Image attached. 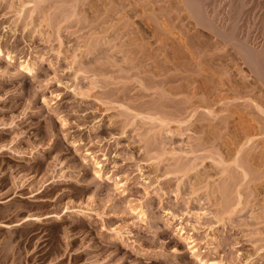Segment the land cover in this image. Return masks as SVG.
<instances>
[{
  "label": "rangeland",
  "instance_id": "1",
  "mask_svg": "<svg viewBox=\"0 0 264 264\" xmlns=\"http://www.w3.org/2000/svg\"><path fill=\"white\" fill-rule=\"evenodd\" d=\"M126 1L0 0V264H264V167L261 182L242 187V207L229 212L218 190L229 163L211 152H228L225 134L238 133L240 113L252 118L227 92L248 69L224 70L234 50L226 47V56L234 52L228 59L209 47L212 54L211 33L195 25L180 0L179 6L176 0ZM170 3L179 7L171 21ZM254 5L264 17V0ZM160 6H168L165 13ZM258 26L261 46L264 25ZM136 31L142 40L133 41ZM209 55L220 56L221 65L227 59L229 68L224 63L218 71ZM221 96L234 113L216 105L208 117L199 108L203 97L216 102ZM218 114L229 124L217 135L209 129L223 125ZM182 116L189 118L180 123ZM261 146L250 152L264 166Z\"/></svg>",
  "mask_w": 264,
  "mask_h": 264
},
{
  "label": "bare ground",
  "instance_id": "2",
  "mask_svg": "<svg viewBox=\"0 0 264 264\" xmlns=\"http://www.w3.org/2000/svg\"><path fill=\"white\" fill-rule=\"evenodd\" d=\"M70 1V0H69ZM103 1H105V0H103ZM115 1V0H114ZM117 1V0H116ZM123 1V0H122ZM128 1V0H127ZM127 1H126V3H127ZM131 1V0H130ZM157 1V0H156ZM158 1H160V0H158ZM177 1V0H176ZM179 1V0H178ZM177 1V4H178V6H179V2ZM181 1V3L183 4V7L184 8H181V6H180V8L182 9V10H186L187 12H188V14L187 15H189V17L191 18V19H193L194 21H195V25L196 26H199V27H201V28H204L205 30L207 29L210 33H211V37H210V39H213V41L211 42V43H209L210 45L208 46L207 44L208 43H204L205 44V47H206V45L208 46L207 48L209 49V47H213L212 49H214V48H216V52H217V50L219 51H221L222 52V50H223V52H224V55L226 56V50L228 49H226V47H230L231 49H232V51L234 50V52H235V54H236V57H234L235 56V54H234V52H232L231 53V51H229L230 52V55H232V54H234V58L232 57V56H230L229 55V53H227V55H229V56H226V58L228 59V57H229V61L232 63H230V64H228V63H226L227 62V59L225 60V62H223V65H221L220 63H222V62H220L219 60V62L217 61V59H220V56H224V55H222L223 54V52H222V54H221V52H218V54L220 53L221 55L220 56H218L219 58H215V57H217V56H215L217 53H215V55H213V56H215V57H213L212 55L210 56V57H213V59L220 65V66H218V67H216V68H219L218 69V71L219 70H222L223 68H225L226 66H227V64L230 66V68L229 69H224L226 72H228V71H232L233 69H235V70H239V72L241 71V69H239L242 65L244 66H246L245 68H247L248 69V71H249V76H243V78L241 79V81H242V83H235L233 80V84L231 83V85L229 86V89H227V92H229L230 93V91L232 92V94H234V96H235V101L237 100V103H238V101H241L242 103V106H244L245 107V109H244V111H246V109H247V113H249L250 115H252V118H251V120H249V119H246L245 117H244V115H242L241 113L239 114V116H238V120H239V123L236 125L237 126V132L238 133H236V131H235V133L236 134H234V132L233 131H231L230 132V130H229V134H225V133H228V131L227 132H225L224 134L226 135L225 137H228V140H226V139H223V136L224 135H220L219 137L224 141V140H226L227 142L226 143H224V144H228V148H227V146H225L224 144V146H225V148H226V150L228 149V152L225 154L224 153V155H225V157H226V159H225V157H224V155H223V150H222V152H221V150L218 152V151H211V152H213V153H215V152H217V154L218 155H222V157H219L218 159H219V161H221V162H223V160H225L224 162H228L229 164H227V166H225V169L223 170V168H222V172L224 171L225 172V174L227 173L228 174V179H226V183H225V186L223 187V189L222 188H219L218 190H219V192H221V195H223V197H224V202H225V204L224 205H226V207L229 209V212H230V208L232 209H234V210H236V207H238V206H241L242 204H244L243 203V196H242V194H241V189H242V187L243 186H246V184H248L247 185V187L249 186V184H251L252 182H254V181H259L260 180V182H261V178L262 177H260V176H262L263 175V173L260 171L259 172V170L262 168V167H264V166H262L263 165V163H262V165H260V164H258V163H260L261 161L259 160V162L257 163L256 161H257V157L256 156H258V155H256L255 156V152L253 153V152H250L251 150H253V151H256L257 149H259L258 148V146H261V145H259L260 143L263 145V146H261V147H263L262 149H263V152H262V154H263V156H264V44L263 45H261V46H259V44L257 43V42H255V40L257 39V34H255V32L254 31H256V30H258V29H256V30H254V28H256L258 25V23H259V26L261 25V26H263L264 24V17H261V16H259L262 20L260 21V18L257 16V13H258V11H259V9H258V11L257 10H255L256 9V7H254L255 5V3L257 2V0H256V2L254 1V0H180ZM78 2V1H77ZM99 2V1H98ZM107 2V1H106ZM144 2V1H143ZM148 2L150 3L151 1L150 0H148ZM172 2H174V1H172ZM253 2H254V4H253ZM262 2V1H261ZM261 2H260V4H259V6L261 5ZM39 3V2H38ZM41 3V2H40ZM122 3V2H121ZM121 3H120V5H121ZM131 3V2H130ZM151 3H153V0H152V2ZM158 3V2H157ZM180 3V4H181ZM105 4V3H104ZM119 4V3H118ZM118 4H117V6H118ZM143 4V3H142ZM172 3H170V7H168V6H165V7H161V8H163V9H165V8H167L168 10H169V13H168V11H167V16L169 17L170 16V14H172L174 11L175 12H177L176 10L179 8V7H173V5H171ZM176 4V3H175ZM75 5V4H74ZM102 5V4H101ZM138 5H140V4H138ZM150 5V4H149ZM152 5V4H151ZM150 5V6H151ZM155 5V4H154ZM166 5V4H165ZM168 5V4H167ZM263 5V4H262ZM92 6V5H91ZM104 6V5H103ZM109 6V5H108ZM111 6H113V4L111 5ZM128 6V5H127ZM137 6V5H136ZM146 6V5H145ZM177 6V5H176ZM259 6L257 7V8H259ZM119 7H121V6H118V8ZM154 7V6H153ZM103 8V7H102ZM124 8V7H123ZM132 8V7H131ZM137 8V7H136ZM141 8V7H140ZM249 8V9H248ZM77 9V8H76ZM107 9V8H106ZM138 9V8H137ZM153 9V8H152ZM158 9V8H157ZM246 9H248L247 11H249V13L247 14V13H245L246 12ZM263 9V8H262ZM134 10V9H133ZM143 10V9H142ZM145 10V9H144ZM160 10H162V9H159V11ZM251 10V11H250ZM264 10V9H263ZM132 11V10H131ZM153 11V10H152ZM163 11V10H162ZM165 11H166V9L163 11L164 13H165ZM257 11V12H256ZM261 11V10H260ZM66 12V11H65ZM119 12V11H118ZM124 12H125V10H124ZM129 12V11H128ZM133 12H135V11H133ZM161 13V11L159 12V13H161V16L162 17H164V15L166 16V14H164V13ZM174 12V13H175ZM256 12V13H255ZM109 13V12H108ZM107 13V14H108ZM116 13V12H115ZM120 13H121V11H120ZM130 13V12H129ZM153 13H156V12H153ZM173 13V14H174ZM178 13H181L182 14V12L181 11H178ZM178 13H176V17L177 18H175L176 20L178 19L179 20V18H178V15H180L181 16V14H178ZM263 13V12H262ZM149 14V13H148ZM164 14V15H163ZM178 14V15H177ZM244 14H246V15H244ZM82 15V14H81ZM97 15V14H96ZM108 15H110V14H108ZM135 15V14H134ZM156 15H159L160 16V14H156ZM156 15H155V17H156ZM185 15V14H184ZM263 15V14H262ZM112 16V15H111ZM130 16V15H129ZM154 16V15H153ZM161 16H160V18H161ZM166 16V17H167ZM172 16V15H171ZM246 16L247 18L246 19H244V17ZM264 16V15H263ZM147 17H148V15H147ZM165 17V20H167V18ZM184 17V16H183ZM185 17H187V16H185ZM184 17V18H185ZM241 17H243V19L246 21L247 20V22L245 23V22H243L242 20H241ZM158 18V17H157ZM170 19H168V20H170L171 21V17H169ZM75 19V18H74ZM126 19V18H125ZM152 19V18H151ZM154 19V18H153ZM164 19V18H163ZM188 18H186V19H184L185 21L187 20ZM191 19H188V20H191ZM101 20H102V18H101ZM121 20H122V18H121ZM129 20V19H128ZM158 20H159V18H158ZM157 20V21H158ZM160 20H162V18L160 19ZM167 20V22H169ZM174 19H172V21H173ZM182 20V19H181ZM130 21V20H129ZM152 21H154V20H152ZM241 21L244 23V25L243 24H241ZM260 21V22H259ZM128 22V21H127ZM155 22V21H154ZM153 22V23H154ZM163 22L165 23L166 21H164L163 20ZM180 22V21H179ZM118 23V22H117ZM126 23V22H125ZM156 23V22H155ZM164 23H162L163 25H164ZM176 23V22H175ZM189 23V22H188ZM261 23V24H260ZM159 24H161V23H159ZM165 24H168V23H165ZM169 24H170V22H169ZM132 25V24H131ZM153 25V24H152ZM156 25V24H155ZM175 25V24H174ZM188 25V24H187ZM241 25H243V26H245V28L243 29L242 27L243 26H241ZM115 26V25H114ZM157 26H158V24H157ZM168 26V25H167ZM184 26V25H183ZM259 26H258V28H259ZM260 26V27H261ZM165 27L166 26H164L163 27V29H164V31H165ZM175 27V26H174ZM186 27V26H185ZM115 28V27H114ZM119 28V27H118ZM126 28V27H125ZM134 28V27H133ZM156 28V27H155ZM110 29V28H109ZM158 29V27L156 28V30ZM162 29V26H160V30ZM173 28H171V30H172ZM175 29H177V28H175ZM264 29V28H263ZM128 30V29H127ZM155 30V31H156ZM160 30H158V32L160 31ZM207 30H206V32H207ZM133 31V30H132ZM154 31V30H153ZM153 32V33H157V31L156 32ZM169 31V30H168ZM167 31V32H168ZM175 32H176V30H174ZM184 31V32H183ZM186 30H183L182 29V33H183V35H184V33H187V35L188 36H190L188 33L189 32H185ZM130 32V31H129ZM137 32V31H136ZM177 32H178V30H177ZM180 32V31H179ZM254 32V33H253ZM257 32V31H256ZM262 32V31H261ZM102 33V32H101ZM127 33V32H126ZM142 33V34H141ZM162 33V32H161ZM159 34V33H157V35L160 37V35H162V34ZM264 33V32H263ZM262 33V34H263ZM135 34H138V32L137 33H135ZM135 34H134V37H133V41L136 39L135 37H137L138 39L137 40H139V37H140V40H142V36H143V32L141 31V32H139V34H138V36L136 35L135 36ZM256 36H255V35ZM133 35V34H132ZM145 35V34H144ZM179 35V34H178ZM181 35V34H180ZM124 36V35H123ZM154 36H156V34H153V40H154V38L156 39V38H158L157 36L156 37H154ZM163 36H164V34H163ZM173 36V35H172ZM186 36V35H185ZM184 36V37H185ZM200 36V35H199ZM126 37V36H125ZM130 37V36H129ZM166 37V36H165ZM165 37H164V39H165ZM174 37V36H173ZM187 37V36H186ZM190 37H192V36H190ZM189 37V38H190ZM195 37V36H194ZM259 37V36H258ZM98 38V37H97ZM135 38V39H134ZM147 38H149V37H147ZM161 38H162V36H161ZM107 39V38H106ZM146 39V38H145ZM144 39V40H145ZM151 39V38H150ZM162 39L161 41H163V42H161V45L164 43V41L165 40H167V39ZM177 39V38H176ZM180 39V38H179ZM183 39V38H182ZM188 39V38H187ZM190 39H192V41L190 40ZM190 39H188V45H189V43H193V37L192 38H190ZM198 39H200V38H198ZM160 40V39H159ZM158 40V41H159ZM171 40V39H170ZM158 41H157V44H158ZM175 41V40H174ZM179 41V40H178ZM203 41H204V39H203ZM257 41V40H256ZM136 42V41H135ZM134 42V43H135ZM138 42V41H137ZM136 42V43H137ZM195 42V41H194ZM197 42V41H196ZM195 42V43H196ZM209 42V41H208ZM130 43V42H129ZM133 43V44H134ZM155 43V42H154ZM194 43V44H195ZM200 43V42H199ZM199 43H197L198 45H195V46H199ZM258 44V46H257V44ZM261 43V42H260ZM132 44V45H133ZM156 44V43H155ZM165 44L167 45V43L165 42ZM174 44V43H173ZM186 44V43H185ZM204 44H202L201 43V45H204ZM161 45H160V41H159V46H158V48H160L161 47ZM164 45V44H163ZM166 45H164V47L166 46ZM182 45V44H181ZM201 45L199 46V48L201 47ZM108 46H109V44H108ZM120 46V45H119ZM137 46V45H136ZM140 46H141V44H140ZM144 46V45H143ZM142 46V47H143ZM183 46H186V45H183ZM192 46V44L190 45V47ZM130 47V46H129ZM141 47V48H142ZM145 48L147 47V46H144ZM152 47V46H151ZM181 47V46H180ZM187 47V46H186ZM189 47V46H188ZM205 47H201L200 48V50H201V52H202V54H201V52L200 51H198L197 50V48L198 47H196V49L195 50H197L198 52H200V54H201V56H204V55H206V54H208L207 52H205L206 54H204V50L206 51L207 50V48H205ZM123 48V47H122ZM122 48H120V49H122ZM133 48V47H132ZM168 48V47H167ZM171 48V47H170ZM185 48V47H184ZM191 48H193V47H191ZM191 48H190V50H191ZM195 48V47H194ZM194 48L192 49V50H194ZM198 48V49H199ZM203 48H204V50H203ZM229 48V49H230ZM149 50H150V52H151V49H150V47L148 48ZM147 49V50H148ZM157 49V48H156ZM161 49V48H160ZM179 49V48H178ZM183 49V48H182ZM212 49H209V51L211 50V53H212ZM226 49V50H225ZM124 50V49H123ZM131 50V49H130ZM129 50V51H130ZM134 50V49H133ZM144 50V49H143ZM149 50H148V52H149ZM162 51H163V49H161ZM171 50V49H170ZM185 50V49H184ZM152 51H154V49L152 50ZM161 51V52H162ZM168 51V50H167ZM188 51V50H187ZM197 51H195L196 52V54H197V58H199L200 57V55H198L199 53H197ZM123 52V55H124V51H122ZM139 52H142V51H139ZM165 52V51H164ZM171 52V51H170ZM195 52H191L192 53V55L191 56H195V54H193V53H195ZM134 53H136V52H134ZM133 53V54H134ZM152 53V52H151ZM151 53H150V55H151ZM180 53V52H179ZM183 53H184V51H183ZM188 53H189V51H188ZM188 53H185L186 55H188ZM128 54H130L129 52H128ZM137 55H139L138 54V52L136 53ZM148 54V53H147ZM154 54V53H153ZM164 54V53H163ZM174 54V53H173ZM204 54V55H203ZM212 54H214V53H212ZM217 54V55H218ZM149 55V54H148ZM147 55V56H148ZM154 55H156V54H154ZM154 55H152V57L154 56ZM161 55V54H160ZM168 55V54H167ZM171 55V54H170ZM126 56V55H125ZM156 56H159V55H156ZM155 56V57H156ZM163 56H166V53H165V55H163ZM180 56V55H179ZM185 56V55H184ZM189 56H190V54H189ZM193 56V57H194ZM207 56V55H206ZM108 57V56H107ZM138 57V56H137ZM136 57V58H137ZM146 57V56H145ZM149 58L151 57V56H148ZM167 58L169 57V56H166ZM166 57H164V58H162V59H164L163 61L165 62H167V64H169L170 62H169V60L167 61V59H166ZM182 57V56H181ZM134 58V57H133ZM148 58V59H149ZM157 58V57H156ZM172 58V57H171ZM176 58V57H175ZM205 58V57H204ZM223 60H224V57H221ZM170 59V58H169ZM193 59V58H192ZM200 59V58H199ZM133 60H136V59H133ZM138 60L140 61V59L138 58ZM137 60V61H138ZM146 60V59H145ZM151 60H155V58H152ZM181 60V59H180ZM236 60H238V61H240L239 63H238V61L236 62ZM114 61V60H113ZM124 61V60H123ZM129 61V60H128ZM132 61V60H131ZM158 60L156 59L155 60V62H157ZM173 63H174V65L173 66H175V67H177L176 66V64H175V62L173 61V60H171ZM178 61V60H177ZM195 61V60H194ZM197 61V60H196ZM214 61V62H215ZM127 62V61H126ZM169 62V63H168ZM172 62L170 63V65L172 64ZM201 62V61H200ZM207 62V61H206ZM210 62H213L212 61V59H210ZM140 63V62H139ZM158 63V62H157ZM191 63V62H190ZM198 63V62H197ZM204 63V62H203ZM217 63H216V65H217ZM224 63H226V66L224 67ZM126 64V63H125ZM141 64V63H140ZM193 64H194V62H193ZM208 64H210V63H208ZM164 65V64H163ZM190 65V64H189ZM204 65V64H203ZM213 65H215V64H213L212 63V66ZM215 65V66H216ZM240 65V66H239ZM133 66V65H132ZM179 66V65H178ZM196 66V65H195ZM200 66V65H199ZM202 66V65H201ZM200 66V67H201ZM215 66H213V67H215ZM222 66H223V68H222ZM136 67H137V65H136ZM135 67V68H136ZM170 67V66H169ZM174 67V68H175ZM194 67V66H193ZM209 67H211V66H209ZM220 67L222 68V69H220ZM226 67V68H227ZM172 68V70H174V68L173 67H171ZM170 68V69H171ZM202 68V67H201ZM242 68V67H241ZM161 70L163 69V68H160ZM176 69V68H175ZM190 69H191V67H190ZM214 69V68H213ZM232 69V70H231ZM133 70V69H132ZM164 70V69H163ZM167 68L165 69V71H164V73L166 72L167 73V71H169V69L167 70ZM216 69H214L213 71H215ZM135 71V70H134ZM185 71V70H184ZM205 71V70H204ZM207 71V70H206ZM139 72V71H138ZM190 72V71H189ZM192 72V71H191ZM220 72H223V71H220ZM234 72V71H233ZM238 72V71H237ZM242 72V71H241ZM169 73V72H168ZM188 73V72H187ZM186 73V74H187ZM203 73V72H202ZM218 73V72H217ZM230 73V72H229ZM161 74V73H160ZM198 74V73H197ZM196 74V75H197ZM213 74V73H212ZM224 74V73H223ZM144 75V74H143ZM188 75V74H187ZM218 75V74H217ZM243 75V74H242ZM150 76V75H149ZM194 76H195V74H194ZM193 76V77H194ZM207 76H208V74H207ZM221 76V75H220ZM228 76H230V75H228ZM167 77V76H166ZM186 78H187V76H185ZM215 77H217V76H215ZM231 77V76H230ZM131 78V77H130ZM156 78V77H155ZM196 78H197V76H196ZM226 78V77H225ZM249 78H251L252 80H250ZM160 79V78H159ZM198 79V78H197ZM208 79V78H207ZM221 79V78H220ZM227 79V78H226ZM228 79H230V78H228ZM249 79V80H248ZM253 79H254V81H253ZM139 80V79H138ZM157 80V79H156ZM206 80V79H205ZM217 80H219V79H217ZM248 80V81H247ZM144 81V80H143ZM207 81V80H206ZM148 82H150V81H148ZM194 82H195V80H194ZM210 82V81H209ZM228 82H231L230 80L228 81ZM98 83V82H97ZM226 83H227V81H226ZM235 83V84H234ZM139 84V83H138ZM137 84V85H138ZM147 84V83H146ZM154 84V83H153ZM159 84V83H158ZM215 84V83H214ZM225 84V83H224ZM228 84V83H227ZM230 84V83H229ZM228 84V85H229ZM239 84H241V85H239ZM145 85V84H144ZM190 85H191V83H190ZM206 85V87H207V85L208 84H205ZM222 85H223V83H222ZM199 86V85H198ZM197 86V87H198ZM224 86H226V84L224 85ZM189 87V86H188ZM201 87H203V86H201ZM228 87V86H227ZM173 88V87H172ZM199 88V87H198ZM205 88V87H204ZM159 89V88H158ZM180 89V88H179ZM228 90H230V91H228ZM192 91V90H191ZM203 91H205V90H203ZM223 91V90H222ZM198 92V91H197ZM205 92H207V91H205ZM216 92V91H215ZM219 92V91H218ZM221 92V91H220ZM164 93V92H163ZM182 93V92H181ZM194 93V92H193ZM201 93H204V92H202L201 91ZM209 93V92H208ZM223 93V92H222ZM167 94H169V93H167ZM197 94V93H196ZM195 94V95H196ZM217 94V93H216ZM207 95V94H206ZM224 95V94H223ZM187 96V95H186ZM198 96H201V94H199V95H196L195 97H197L198 98ZM205 96V95H204ZM210 96H211V94H210ZM214 96V95H213ZM218 96V95H217ZM233 96V95H232ZM233 96V97H234ZM171 97V96H170ZM208 97V96H207ZM207 97H203V98H205V99H203L204 101H202L203 102V105L202 104H200V106L202 105V107H199L200 109L201 108H203L205 111L204 112H207V115H208V117H209V115H214V113L216 112V108L214 109V107L217 105V107H218V105H220L219 106V109H220V107H221V112H226V114H227V112H233L234 113V111L236 110H234L233 109V111H232V108H234V105L232 104V102H227V99L225 98L226 97V95H225V97H218V99H216L215 98V100H217L216 102H208V99L206 100V98ZM229 97V96H228ZM231 97V96H230ZM187 98V97H186ZM191 98V97H190ZM194 98V97H193ZM202 98V97H201ZM232 98V97H231ZM184 99V98H183ZM186 100V99H185ZM188 100V99H187ZM202 100V99H201ZM229 100H230V98H229ZM231 100H234V99H231ZM189 101V100H188ZM194 101V100H193ZM198 101H200L199 100V98H198ZM171 103V102H170ZM186 103V102H185ZM200 103H201V101H200ZM232 104V106H231V104ZM134 104V103H133ZM183 104V103H182ZM196 105H198V104H196ZM239 106H237L238 107V109H239V107L241 106L240 104H238ZM241 106V109L242 108H244V107H242ZM162 107V106H161ZM196 107V106H195ZM194 107V108H195ZM235 107H236V105H235ZM165 108V107H164ZM181 108V107H180ZM199 108H198V110H197V112L199 111ZM157 109V108H156ZM155 109V110H156ZM202 109V110H203ZM237 109V110H238ZM240 109V110H241ZM189 110V109H188ZM194 110H196V108L195 109H193V111ZM160 111H161V109H160ZM184 111V110H183ZM182 111V112H183ZM191 111V110H190ZM201 111V110H200ZM220 111V110H219ZM239 111V110H238ZM243 110H241V112H242ZM155 112V111H154ZM202 112V111H201ZM204 112H202L203 114H204ZM218 112V111H217ZM221 112H219V113H221ZM245 112V113H246ZM157 113V112H156ZM161 113V112H160ZM178 113V112H177ZM177 113H176V115H177ZM179 113H181V112H179ZM189 113V112H188ZM187 113V114H188ZM192 113V112H191ZM232 113V114H233ZM237 113V112H236ZM246 113V114H247ZM163 114V113H162ZM193 114V113H192ZM191 114V115H192ZM226 114L224 115L225 117H226ZM231 113H230V116L228 115L227 116V118H229L230 117V119L232 120V121H234V119H233V117H231V115H232ZM245 114V115H246ZM170 115H172V114H170ZM175 115V114H174ZM194 115H196V114H194ZM197 115H199V114H197ZM206 115V116H207ZM219 115V114H218ZM218 115H216V116H218ZM222 115H223V113H222ZM189 116H190V113H189ZM204 117H205V115H203ZM202 116V117H203ZM224 116H223V118L221 117V115H219V121L221 120H224ZM235 116H236V114H235ZM249 116V115H248ZM195 117V116H194ZM193 117V118H194ZM202 117H201V120H202ZM203 117V118H204ZM208 117L206 118L207 120H209L208 119ZM213 118H215V116H212ZM220 117L222 118V119H220ZM158 118V117H157ZM171 118V117H170ZM183 118V116L181 117V119ZM185 118H189L188 116L187 117H185ZM185 118H183V119H185ZM236 118V117H235ZM248 118V117H247ZM146 119L148 120V118L146 117ZM152 120V118H149V120ZM159 119V118H158ZM172 119V118H171ZM170 119V120H171ZM180 119V118H179ZM180 119V120H181ZM183 119H182V121H180V123H184L185 121H186V119L183 121ZM230 119L228 120V121H230ZM192 120V119H191ZM195 120V119H194ZM226 120V121H227ZM152 121H154V118H153V120ZM159 121H161V125H164V124H166V123H164V121H162L161 119H159ZM167 121H169V119H167ZM175 121V120H174ZM178 122H179V120H177ZM202 121H204V120H202ZM210 121H212L211 119H210ZM214 121H215V119H214ZM218 121V120H217ZM218 121V122H219ZM171 122H173V121H171ZM177 122V123H178ZM190 122V121H189ZM224 122V123H223ZM223 122H221V123H223V125H221V124H219V123H217V125H221V126H224L223 128H221V126H220V129L219 128H217V127H219V126H215V127H211V129H209L210 131H212L213 133L214 132H217L218 130H220V132L222 131L223 132V129L226 131V129L225 128H227V126L226 125H228L227 123H225V120L223 121ZM206 123V122H205ZM208 123V122H207ZM179 124V123H178ZM191 124V123H190ZM196 124H197V121H196ZM234 124V123H233ZM183 125H185V124H183ZM191 125H195V124H191ZM204 125V124H203ZM235 125V124H234ZM197 126V125H196ZM205 126V125H204ZM211 126H213V125H211ZM164 127V126H163ZM189 127V126H188ZM202 127V126H201ZM209 127V126H208ZM231 127V126H230ZM195 128V127H194ZM210 128V127H209ZM155 129V128H154ZM189 129H191V128H189ZM206 129V128H205ZM196 130V129H195ZM201 130V129H200ZM203 130V129H202ZM201 130V131H202ZM209 130H208V132H209ZM215 130V131H214ZM195 132V131H194ZM219 132V133H220ZM196 133V132H195ZM204 133V132H203ZM206 133V132H205ZM210 133V132H209ZM208 133V134H209ZM213 133H210V134H213ZM218 132H217V135L219 134ZM158 134V133H157ZM193 134V133H192ZM221 134H223V133H221ZM198 135H199V133H198ZM217 135H215V140H216V138L218 139L219 137H217ZM193 136H195V135H193ZM212 136H214V135H211L210 137H209V140L211 141V137ZM224 137V138H225ZM195 138H199V137H196L195 136ZM204 138H206V137H204ZM220 138H219V140H220ZM199 139H201V138H199ZM199 139H197V140H199ZM207 139V138H206ZM208 140V143H211L210 141ZM215 140H213V146L215 145L214 144V141ZM262 140V141H261ZM193 141V140H192ZM200 141H204L203 139L202 140H200ZM216 141H218V140H216ZM215 141V142H216ZM204 142H206V141H204ZM225 142V141H224ZM259 142V144L258 145H256L257 143ZM195 143V142H194ZM201 143V142H200ZM199 143V144H200ZM203 143V142H202ZM220 143V142H219ZM204 144H207V142L206 143H204ZM203 145V144H202ZM209 146H210V144H208ZM218 145V144H217ZM220 145H222V143H220ZM197 146V145H196ZM209 146H205L204 145V147H209ZM216 146V145H215ZM201 146H199V148H200ZM203 147V146H202ZM212 147V146H211ZM214 148V147H213ZM220 148V147H219ZM222 148V147H221ZM224 148V147H223ZM211 149V148H210ZM199 150V149H198ZM212 150H214V149H212ZM224 151H225V149H224ZM261 151V150H260ZM200 153V152H199ZM209 154H210V152H208ZM212 153V154H213ZM206 154V153H205ZM217 154H215V155H217ZM207 155V154H206ZM211 155V154H210ZM197 156V155H196ZM209 156V155H208ZM198 157H200V156H198ZM202 157V156H201ZM211 157V156H210ZM212 158V157H211ZM214 159V161L217 159H215V158H213ZM260 159V158H259ZM264 160V159H263ZM218 162V161H217ZM264 162V161H263ZM219 163V162H218ZM220 165V164H219ZM97 166H98V168L100 169L101 168V166H100V164H97ZM218 169V168H217ZM262 170V169H261ZM264 170V169H263ZM99 171V170H98ZM264 172V171H263ZM262 175H261V174ZM224 174V175H225ZM226 178H227V176H226ZM263 180V179H262ZM259 183V182H258ZM222 184V183H221ZM262 187H263V185H262ZM246 189V188H245ZM244 189V190H245ZM254 189H255V185H254ZM263 189V188H262ZM252 190V189H251ZM257 190V189H256ZM255 190V191H256ZM217 191V190H216ZM263 191V190H262ZM253 192H254V190H253ZM252 192V193H253ZM243 193V192H242ZM220 194V193H219ZM232 194H235V197H234V199H233V197H231V195ZM243 194H245V193H243ZM251 194V193H250ZM234 196V195H233ZM258 196V195H257ZM247 199V198H246ZM264 200V199H263ZM247 201V200H246ZM253 201V200H252ZM263 205V204H262ZM246 206V205H245ZM242 207V206H241ZM262 208H264V207H262ZM209 264H214L213 262H210Z\"/></svg>",
  "mask_w": 264,
  "mask_h": 264
}]
</instances>
